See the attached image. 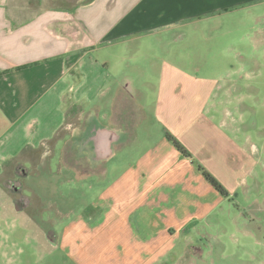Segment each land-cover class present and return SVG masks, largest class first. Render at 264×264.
<instances>
[{"label":"crops","instance_id":"obj_1","mask_svg":"<svg viewBox=\"0 0 264 264\" xmlns=\"http://www.w3.org/2000/svg\"><path fill=\"white\" fill-rule=\"evenodd\" d=\"M259 4L0 0V264H233L212 242L235 231L264 248L262 216L232 215L264 212V126L251 128L230 109V63L190 65L189 33L171 27L220 13L230 21L236 6L250 17L244 6ZM215 48L223 59L233 49L230 40ZM134 68L141 74L125 73ZM89 119L117 139L97 159L89 145L82 164L90 168L80 173L75 130ZM55 147L72 175L107 183L61 227L25 215L22 191L11 186L31 151L45 148L35 159L46 164Z\"/></svg>","mask_w":264,"mask_h":264},{"label":"rangeland","instance_id":"obj_2","mask_svg":"<svg viewBox=\"0 0 264 264\" xmlns=\"http://www.w3.org/2000/svg\"><path fill=\"white\" fill-rule=\"evenodd\" d=\"M244 8L249 11L242 13L245 15L251 11L250 17L248 15L240 16L241 7L236 6L235 9H231L233 14L230 16L233 17H230V21L223 13H220V20L206 21L207 19L202 17V19L174 22L175 24L171 27L177 31L189 33L183 55L190 65L198 61L205 65H216L218 61L222 60H227L230 63V70L225 73V75L230 73V93L233 97L230 109L236 119H244L246 125L255 128L264 126V4L249 5ZM253 14L255 15L253 16ZM196 38H199L201 44L198 48L199 51L194 52L191 46ZM229 40L233 49L227 54L229 58L223 59L225 54L215 47L216 45L219 47L225 45ZM174 54L172 52L171 57ZM224 71H227L226 68L200 69L202 75ZM141 72V69L135 70L134 68L125 73L141 74ZM148 93L146 106L150 109L153 100L152 93L149 91ZM122 103L126 106L125 109H131V102L124 100ZM101 120L105 122L104 118ZM106 122L108 121L106 120ZM82 129V126L77 127L75 135L79 134ZM44 150L45 148L31 151L32 154H28V156L33 157L34 160H22L23 167L20 168L25 169L27 173L14 182L16 187H20L22 191L20 197L23 198L27 206L25 215L30 214L46 226L50 225L53 220L61 227L72 219L74 214L72 211H81L95 201L107 183H99L94 176L72 175L65 164L60 163L56 155L60 151L58 147H55L54 156L46 164L35 159ZM71 156L70 153L69 157ZM14 170L15 168L12 166L9 171L12 176H14ZM12 189L17 188L12 186ZM260 190L262 193L259 198L264 200V180H261ZM239 199L241 207L247 204L246 201H242V197ZM240 211H236L232 215L241 221L254 216H262L261 220L264 219V212L252 213L248 210L243 211L242 208ZM241 238L242 235L239 231H235L233 239H230L229 234L217 236L212 242L215 253L229 258L231 253L233 264H258L256 256L259 253L262 257L264 256L263 246L255 241H242ZM222 243L225 246H220ZM248 248L251 252H247ZM228 257L224 258L225 262Z\"/></svg>","mask_w":264,"mask_h":264},{"label":"flooded vegetation","instance_id":"obj_3","mask_svg":"<svg viewBox=\"0 0 264 264\" xmlns=\"http://www.w3.org/2000/svg\"><path fill=\"white\" fill-rule=\"evenodd\" d=\"M89 119L88 123H84L82 125V130L80 133L75 136V143H76V159L80 161L79 165V172L85 173L90 168V166L86 163L82 164V162H86L89 160L83 153H85L86 149H88L89 145H95V154H93V157L97 159L98 156H101V154L105 151V148L103 145V142L105 140L106 135L103 133H100L98 130H96V124L93 123V120ZM24 173L26 174V170H24ZM12 186L20 189V187H16V184L14 181H12Z\"/></svg>","mask_w":264,"mask_h":264},{"label":"water","instance_id":"obj_4","mask_svg":"<svg viewBox=\"0 0 264 264\" xmlns=\"http://www.w3.org/2000/svg\"><path fill=\"white\" fill-rule=\"evenodd\" d=\"M96 130H98L100 133H103L106 135V139L103 142V145L106 147L105 150V155L108 154L111 151V148L109 147L110 144H112L117 138H116V133L114 131H110L106 127H100L96 126Z\"/></svg>","mask_w":264,"mask_h":264},{"label":"trees","instance_id":"obj_5","mask_svg":"<svg viewBox=\"0 0 264 264\" xmlns=\"http://www.w3.org/2000/svg\"><path fill=\"white\" fill-rule=\"evenodd\" d=\"M168 138L174 142V144L176 145V147L182 151L184 154H186V151L183 149V147L180 146L179 142L174 138L172 137L171 135L168 134Z\"/></svg>","mask_w":264,"mask_h":264}]
</instances>
